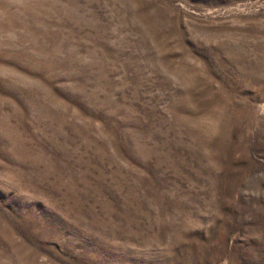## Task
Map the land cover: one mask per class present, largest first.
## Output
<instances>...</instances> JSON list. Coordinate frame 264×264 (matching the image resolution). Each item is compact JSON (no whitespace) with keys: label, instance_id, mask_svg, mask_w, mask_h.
Masks as SVG:
<instances>
[{"label":"rangeland","instance_id":"rangeland-1","mask_svg":"<svg viewBox=\"0 0 264 264\" xmlns=\"http://www.w3.org/2000/svg\"><path fill=\"white\" fill-rule=\"evenodd\" d=\"M0 264H264V0H0Z\"/></svg>","mask_w":264,"mask_h":264}]
</instances>
